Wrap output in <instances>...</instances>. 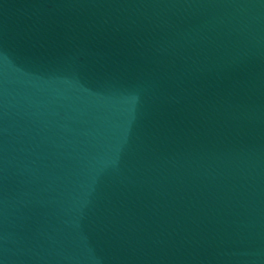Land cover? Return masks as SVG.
<instances>
[{
    "label": "water",
    "instance_id": "obj_1",
    "mask_svg": "<svg viewBox=\"0 0 264 264\" xmlns=\"http://www.w3.org/2000/svg\"><path fill=\"white\" fill-rule=\"evenodd\" d=\"M0 264H264V0H0Z\"/></svg>",
    "mask_w": 264,
    "mask_h": 264
}]
</instances>
